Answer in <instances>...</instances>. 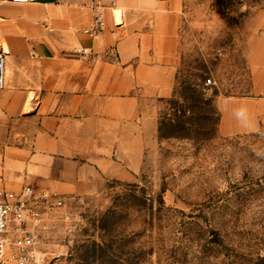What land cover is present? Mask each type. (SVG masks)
Instances as JSON below:
<instances>
[{"label":"crops","instance_id":"obj_1","mask_svg":"<svg viewBox=\"0 0 264 264\" xmlns=\"http://www.w3.org/2000/svg\"><path fill=\"white\" fill-rule=\"evenodd\" d=\"M190 1L0 0V189L90 195L141 169L158 103L174 93ZM97 5L106 27L84 33ZM259 27L254 94L216 101L224 136L264 124V11Z\"/></svg>","mask_w":264,"mask_h":264},{"label":"rangeland","instance_id":"obj_2","mask_svg":"<svg viewBox=\"0 0 264 264\" xmlns=\"http://www.w3.org/2000/svg\"><path fill=\"white\" fill-rule=\"evenodd\" d=\"M263 11L264 0L188 3L142 168L69 196L80 229L55 221L46 264H264V124L224 136L216 104L254 94Z\"/></svg>","mask_w":264,"mask_h":264},{"label":"built area","instance_id":"obj_3","mask_svg":"<svg viewBox=\"0 0 264 264\" xmlns=\"http://www.w3.org/2000/svg\"><path fill=\"white\" fill-rule=\"evenodd\" d=\"M93 11L92 26L84 33L94 35L105 29L106 20L101 6H94ZM5 64V52L0 49V89L4 87ZM55 221L69 234L80 229L81 217L72 206L71 197L49 190L37 191L32 186H24L19 192L0 189V264H46L48 234Z\"/></svg>","mask_w":264,"mask_h":264}]
</instances>
